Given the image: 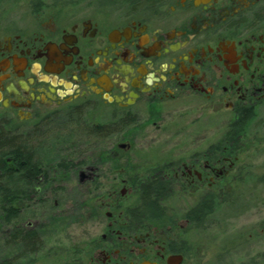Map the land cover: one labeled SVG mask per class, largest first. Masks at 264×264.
Listing matches in <instances>:
<instances>
[{
	"label": "flooded vegetation",
	"instance_id": "1",
	"mask_svg": "<svg viewBox=\"0 0 264 264\" xmlns=\"http://www.w3.org/2000/svg\"><path fill=\"white\" fill-rule=\"evenodd\" d=\"M263 107L264 0H0L4 130L29 149L82 119L119 162L9 158L0 264H232L257 235L216 229L257 181L237 127Z\"/></svg>",
	"mask_w": 264,
	"mask_h": 264
},
{
	"label": "trees",
	"instance_id": "2",
	"mask_svg": "<svg viewBox=\"0 0 264 264\" xmlns=\"http://www.w3.org/2000/svg\"><path fill=\"white\" fill-rule=\"evenodd\" d=\"M79 120L82 122V119ZM80 121H78L79 125L75 127L74 134H65V136H63V134V137L61 135H54V137H52V140H46L47 136L44 137L43 135L30 136L28 140L31 144L29 146V149L25 148L26 146L24 145V142L26 141L20 135L18 136L14 133L6 132L4 130V125L0 124V169L3 170L0 171V173L10 174L11 172H13L10 171V166L8 164V159L10 157L20 159L29 156H36L35 154L40 151V148L42 146L49 147L44 155L63 154L64 152H76L79 153L78 158L83 154L85 156V161H93V163L97 165L118 164V160L113 158L112 155H110L109 151L107 152L106 144L100 138L102 131L101 129L103 128L101 126H96L92 127L91 130H87V128H84ZM108 127L109 126H107L106 128ZM259 132L260 127L258 126L249 128L245 125L243 127L242 125H239L237 127V135L239 138L238 144L242 146L244 143H247L246 140H248V138L250 137H253V142L255 143H253L254 145H257L261 140L264 141V133L261 132L262 134L260 135ZM39 140L40 146L33 144L35 141L38 144ZM66 147L67 149H65ZM21 172H25L23 168H21L20 173ZM141 194L143 202L152 205H155V203L159 200V197L163 195V193H161V188L158 185L149 187L143 186Z\"/></svg>",
	"mask_w": 264,
	"mask_h": 264
},
{
	"label": "rangeland",
	"instance_id": "3",
	"mask_svg": "<svg viewBox=\"0 0 264 264\" xmlns=\"http://www.w3.org/2000/svg\"><path fill=\"white\" fill-rule=\"evenodd\" d=\"M260 112L261 113L259 115V118L255 122L256 123L255 126L260 127L259 134L261 135L262 133H264V107ZM56 134H57L56 131H52L48 139L46 140H52V137H54V135ZM260 138H256V139H260ZM246 141L247 143H244L246 147L245 152L255 153V155H251L248 161L252 163V167L255 170V176L257 178L255 185L257 184V187H255V185L252 183V184H248L249 186L243 189L242 203L238 202V206H236L235 204L232 205V207L234 206L233 209L230 207L231 210L228 211L229 212L228 218L224 222L223 227L219 230L218 229L216 230L217 232H219V234L221 235L224 234L225 235L224 238H229L231 244L236 238L239 237L244 238V236L248 237L255 235H257V239L255 237V240H257L258 242L257 245L255 246L254 245L251 247L248 246V249H246L243 252H235L233 249V253L231 254L232 264H239L241 261L245 259L244 255L246 254L255 255L256 253L260 254L264 261V141L261 140L260 142H258L257 145H254L255 143L253 142L254 141L253 137L248 138V140ZM113 142L114 140L109 141V145L111 146ZM33 144L40 146V140L38 144L36 141ZM48 148L49 147L47 146H42L40 148V151L35 155L41 157L43 154L44 156ZM129 155L133 157L135 163L138 162L137 159L135 160L136 150H131L129 152ZM8 164L10 166L13 164V162L10 163L9 161ZM0 171L3 170L0 169ZM10 171H14V170L10 168ZM125 199L127 202L132 201V197H127V198L125 197ZM165 204H167V206L170 208L171 207L176 208L178 206L184 207L187 205L185 202H183L180 199H168L167 201H165ZM255 240H253L252 243H254Z\"/></svg>",
	"mask_w": 264,
	"mask_h": 264
},
{
	"label": "water",
	"instance_id": "4",
	"mask_svg": "<svg viewBox=\"0 0 264 264\" xmlns=\"http://www.w3.org/2000/svg\"><path fill=\"white\" fill-rule=\"evenodd\" d=\"M119 145H120V147H123V148L130 147V144L124 143V142L120 143Z\"/></svg>",
	"mask_w": 264,
	"mask_h": 264
}]
</instances>
